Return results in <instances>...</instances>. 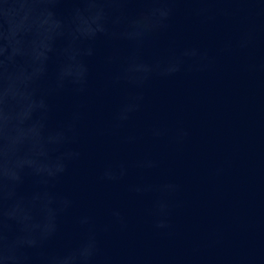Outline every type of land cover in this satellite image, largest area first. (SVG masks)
<instances>
[{"label": "water", "instance_id": "water-1", "mask_svg": "<svg viewBox=\"0 0 264 264\" xmlns=\"http://www.w3.org/2000/svg\"><path fill=\"white\" fill-rule=\"evenodd\" d=\"M0 264H264V0H0Z\"/></svg>", "mask_w": 264, "mask_h": 264}]
</instances>
